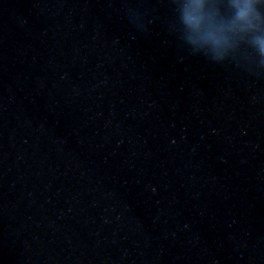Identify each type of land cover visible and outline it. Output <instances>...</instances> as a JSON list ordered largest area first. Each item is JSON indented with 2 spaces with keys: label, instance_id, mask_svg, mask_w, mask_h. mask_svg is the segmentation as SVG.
I'll use <instances>...</instances> for the list:
<instances>
[{
  "label": "water",
  "instance_id": "water-1",
  "mask_svg": "<svg viewBox=\"0 0 264 264\" xmlns=\"http://www.w3.org/2000/svg\"><path fill=\"white\" fill-rule=\"evenodd\" d=\"M253 7L0 0V264H264Z\"/></svg>",
  "mask_w": 264,
  "mask_h": 264
},
{
  "label": "clouds",
  "instance_id": "clouds-1",
  "mask_svg": "<svg viewBox=\"0 0 264 264\" xmlns=\"http://www.w3.org/2000/svg\"><path fill=\"white\" fill-rule=\"evenodd\" d=\"M235 8V18L230 28L235 29L239 27L241 31L253 28L255 21L258 19V13L255 12L253 7V0H235ZM185 22L193 29V42L197 40L211 42L217 48L224 43L215 27H201L200 17L195 10L186 15ZM254 43L258 47L259 53L264 56V36H256Z\"/></svg>",
  "mask_w": 264,
  "mask_h": 264
}]
</instances>
